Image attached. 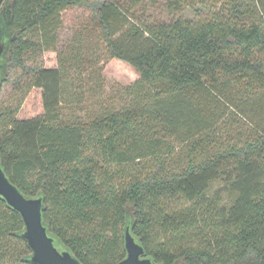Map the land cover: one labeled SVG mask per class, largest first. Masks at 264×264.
I'll list each match as a JSON object with an SVG mask.
<instances>
[{"label": "trees", "instance_id": "1", "mask_svg": "<svg viewBox=\"0 0 264 264\" xmlns=\"http://www.w3.org/2000/svg\"><path fill=\"white\" fill-rule=\"evenodd\" d=\"M211 2L219 8L197 15ZM74 6L89 19L59 49L62 12ZM168 6L173 18L145 27L118 0H0L13 31L0 78V92L12 88L0 101V164L25 196L42 197L48 232L82 264L123 259L126 225L156 264H264V0ZM96 33L138 78L89 116L68 112L91 78L70 73H93L83 42ZM47 50L57 66L42 63ZM32 86L43 113L19 119ZM224 109L250 127L211 149V123ZM174 137L185 143L177 155ZM216 182L223 188L213 190ZM23 229L0 197V264H37Z\"/></svg>", "mask_w": 264, "mask_h": 264}, {"label": "rangeland", "instance_id": "2", "mask_svg": "<svg viewBox=\"0 0 264 264\" xmlns=\"http://www.w3.org/2000/svg\"><path fill=\"white\" fill-rule=\"evenodd\" d=\"M118 1L122 3L129 20L145 27L157 21H168L174 17V13L177 14L176 8L168 6V0ZM211 3L210 7L198 11L197 15L205 17L209 10L219 8V5H215L214 7V3ZM182 14L188 17L195 16L193 11H190L185 7L182 10ZM89 15L90 11L88 9L79 6L68 7L62 12V26L59 31V49L62 48L64 42L66 43L71 39L73 33L78 29L79 24L85 19H89ZM12 35L13 31L9 27L6 15L2 16L0 18V77L4 75L7 67V52ZM96 35L97 33L85 38V41L83 42V44L85 43V50L94 54L93 73H91L90 76H87V74L79 76L74 70L70 73L71 75L73 74V77L76 79L84 77V75L91 78L89 79L88 84H84L81 87L84 93H82L80 101H73L71 98L68 99L67 104H65L66 111L68 112H71V109H78L81 110L82 114L89 116L94 110L98 109L104 99L108 98L110 95L117 94L120 87L128 85L134 81L129 80L124 75L122 68L117 63L113 62L114 57H110L106 53L104 44L97 41ZM41 61L46 67L57 66V51H44L41 56ZM11 90V84L3 86L0 92V101L7 100V97L11 94ZM72 97H74V95H72ZM217 111L218 113L214 116L213 122L211 123V130L207 136L211 141V149L217 148L218 146H225L227 141L236 138L235 136L238 135L239 130L246 132L250 127L245 119H242L239 115H232L229 109ZM42 113L41 88L32 86L22 100L20 108L16 113V117L19 119H29ZM168 140L174 144L175 151L173 153L175 154L173 155H177L176 153L185 149V143H182L178 138L174 137L172 140L171 138H168ZM221 187L223 188V184L216 182L213 186V190L220 189ZM228 198L229 195L226 191L221 193V202L223 204L228 201Z\"/></svg>", "mask_w": 264, "mask_h": 264}, {"label": "water", "instance_id": "3", "mask_svg": "<svg viewBox=\"0 0 264 264\" xmlns=\"http://www.w3.org/2000/svg\"><path fill=\"white\" fill-rule=\"evenodd\" d=\"M1 78V77H0ZM0 197L19 212L24 223L21 236L31 249V261L37 264H82L51 235L42 220L41 196H25L6 176L0 164ZM126 255L115 264H156L126 225L123 232Z\"/></svg>", "mask_w": 264, "mask_h": 264}, {"label": "clouds", "instance_id": "4", "mask_svg": "<svg viewBox=\"0 0 264 264\" xmlns=\"http://www.w3.org/2000/svg\"><path fill=\"white\" fill-rule=\"evenodd\" d=\"M113 62L117 63L122 68L124 75L129 80H135L138 77L139 73L137 69L130 62L122 60L119 57H114Z\"/></svg>", "mask_w": 264, "mask_h": 264}]
</instances>
